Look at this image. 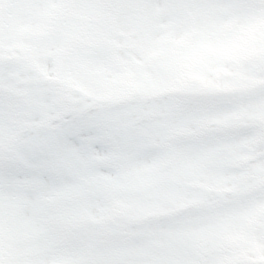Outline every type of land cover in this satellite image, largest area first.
<instances>
[{
  "label": "snow or ice",
  "instance_id": "6c2138e0",
  "mask_svg": "<svg viewBox=\"0 0 264 264\" xmlns=\"http://www.w3.org/2000/svg\"><path fill=\"white\" fill-rule=\"evenodd\" d=\"M0 264H264V0H0Z\"/></svg>",
  "mask_w": 264,
  "mask_h": 264
}]
</instances>
